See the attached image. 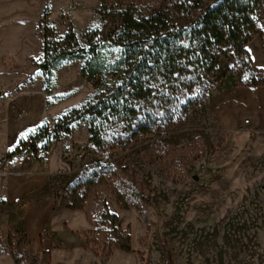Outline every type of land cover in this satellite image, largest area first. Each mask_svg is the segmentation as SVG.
Instances as JSON below:
<instances>
[{"label": "rangeland", "instance_id": "374dc122", "mask_svg": "<svg viewBox=\"0 0 264 264\" xmlns=\"http://www.w3.org/2000/svg\"><path fill=\"white\" fill-rule=\"evenodd\" d=\"M186 1L202 8L218 2ZM170 2L143 0L142 9L155 12ZM99 9L100 0H0V227L14 226V212L4 198L13 176L52 177L63 203V191L84 167L108 162L130 175L107 187V195L114 196L107 201L123 197L126 205L143 209L142 216L138 213L146 225L142 264H264V154H240L243 160L235 155L205 172L206 161L218 154L227 136L203 129L209 119L206 103L174 127L160 125L152 135L122 140L124 147L107 153L94 150L85 119L71 122L75 116H69L70 121L58 122L115 81L119 49L108 42L122 23L113 14H98ZM258 13L256 47L264 53V6ZM69 26L77 44L64 39ZM78 49L86 53L71 56ZM254 50L248 53L255 61ZM93 54L107 58L108 75H89L88 68L82 72ZM239 63L231 51L220 60L211 80L216 88L234 77L237 85L248 83ZM214 181L218 193L208 191ZM16 239L14 250L0 251V264H15L14 252L25 264H45L38 243L23 233Z\"/></svg>", "mask_w": 264, "mask_h": 264}, {"label": "trees", "instance_id": "16d2710c", "mask_svg": "<svg viewBox=\"0 0 264 264\" xmlns=\"http://www.w3.org/2000/svg\"><path fill=\"white\" fill-rule=\"evenodd\" d=\"M142 1L100 0L98 14H113L122 23L120 31L108 42L119 49L115 81L80 109H72L58 120L70 121L69 116H75L71 122L85 119L90 141L99 153H107L121 143L126 145L122 140L129 143L152 135L160 125L174 127L178 120L206 103L217 89L211 80L219 73V62L230 51L248 74L245 86H264V67L253 66L246 48L261 37L258 11L264 0H218L206 8L186 0H171L167 7L155 12H144ZM64 39L77 44L73 27H68ZM50 49L47 46L46 57ZM77 52L71 56L86 53L81 49ZM106 60L93 54L82 72L88 68L89 75H108L110 66ZM128 175L127 168L119 172L108 162L95 163L84 167L63 191L65 208L86 212L93 228L76 235L84 240L85 249L97 257L108 258L115 250L133 252L130 226L122 230L118 217L107 206V199L114 197L107 195V187L114 185L115 178ZM59 198L56 193V203ZM122 199L125 198L115 199L122 209H136L142 216V208L128 206ZM20 233L24 234L12 225L0 227V251L5 247L14 250ZM137 253L143 262V254ZM41 255L49 264L50 250H42ZM12 257L15 264H25L15 252Z\"/></svg>", "mask_w": 264, "mask_h": 264}, {"label": "crops", "instance_id": "0c3cea01", "mask_svg": "<svg viewBox=\"0 0 264 264\" xmlns=\"http://www.w3.org/2000/svg\"><path fill=\"white\" fill-rule=\"evenodd\" d=\"M257 43L255 38L246 48L251 55V47L255 46L257 60L254 61L252 55L253 66L262 68L264 53L260 46L256 47ZM236 82L239 81L234 77L219 86L206 102L209 119L203 129L216 137L223 132L227 136L218 154L216 152L206 161L205 172L216 170L219 161L230 162L235 155L243 160L240 154L246 157L264 154V86L248 87ZM244 119H249L248 124L243 123ZM237 177L240 176L237 174ZM51 183L52 177L46 174L13 176L8 180L4 197L14 212L12 224L29 240L38 243L40 250H50L49 264H142L137 252L144 251L141 241L146 225L136 210H124L113 199L107 201L109 211L118 217L119 227L130 226L133 252L115 250L108 258L96 257L85 249L84 240L76 235L93 228L86 212L67 209L59 201L56 203ZM208 188L211 193L220 192L215 181L209 182ZM40 236H43L42 241Z\"/></svg>", "mask_w": 264, "mask_h": 264}, {"label": "built area", "instance_id": "2783aa9c", "mask_svg": "<svg viewBox=\"0 0 264 264\" xmlns=\"http://www.w3.org/2000/svg\"><path fill=\"white\" fill-rule=\"evenodd\" d=\"M248 122H249V119H244V120H243V123H244V124H248ZM120 146H121V147H124L125 144H124V143H121ZM110 165H111V164H110Z\"/></svg>", "mask_w": 264, "mask_h": 264}]
</instances>
